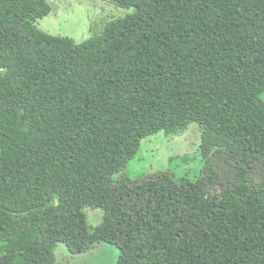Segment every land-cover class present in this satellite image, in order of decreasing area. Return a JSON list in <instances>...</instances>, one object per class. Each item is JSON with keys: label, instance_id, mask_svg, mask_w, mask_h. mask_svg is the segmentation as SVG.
I'll return each mask as SVG.
<instances>
[{"label": "trees", "instance_id": "trees-1", "mask_svg": "<svg viewBox=\"0 0 264 264\" xmlns=\"http://www.w3.org/2000/svg\"><path fill=\"white\" fill-rule=\"evenodd\" d=\"M105 1L134 12L75 42L0 0V264H264V0ZM191 123L192 173H124Z\"/></svg>", "mask_w": 264, "mask_h": 264}, {"label": "rangeland", "instance_id": "rangeland-1", "mask_svg": "<svg viewBox=\"0 0 264 264\" xmlns=\"http://www.w3.org/2000/svg\"><path fill=\"white\" fill-rule=\"evenodd\" d=\"M47 1L51 5V11L37 19L36 26L51 34L68 36L75 42L87 39L101 28L103 22L134 12L133 7L123 8L105 0ZM199 137L196 123L175 133L159 131L143 137L137 152L123 171L131 178L159 170H171L179 174L183 172V167H188V171L192 173V168L198 165L196 160L192 161V143L198 141ZM85 212L89 226L99 222L100 211L86 208ZM59 246L55 251L58 255L57 264H115L118 256V249L107 243L97 244L80 255L70 254Z\"/></svg>", "mask_w": 264, "mask_h": 264}]
</instances>
